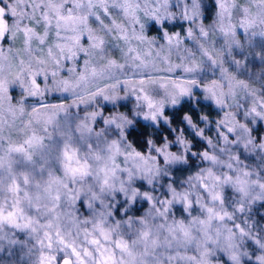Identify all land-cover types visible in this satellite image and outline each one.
<instances>
[{
    "label": "snow or ice",
    "instance_id": "obj_1",
    "mask_svg": "<svg viewBox=\"0 0 264 264\" xmlns=\"http://www.w3.org/2000/svg\"><path fill=\"white\" fill-rule=\"evenodd\" d=\"M261 124L264 0H0V264H264Z\"/></svg>",
    "mask_w": 264,
    "mask_h": 264
},
{
    "label": "rangeland",
    "instance_id": "obj_2",
    "mask_svg": "<svg viewBox=\"0 0 264 264\" xmlns=\"http://www.w3.org/2000/svg\"><path fill=\"white\" fill-rule=\"evenodd\" d=\"M206 3L208 4H212L213 3V0H206ZM216 9L214 8V11L211 13V15H208V20L205 21V23H210L212 21V18H213V15L215 13ZM180 30V25L177 24L176 27L174 28H170V31H179ZM149 36H156L157 35V31L155 28L152 29V31H150L148 33ZM259 66V63H257V66H256V69L255 70H258L257 67ZM51 102H58L56 100H52ZM207 105L210 107L211 111L210 113L208 114L207 110ZM131 106V104L129 103V107ZM200 108H201V114H206L208 115L209 119L212 120V121H215L217 119H219V115L217 114V110L215 109L214 106L210 105L208 101H204L202 100L201 101V105H200ZM118 111H126L127 109L126 108H120V109H117ZM113 111V109H111V107H108L105 109V114L107 115L109 112ZM83 114V113H81ZM201 127H203V125H201ZM214 127V125H213ZM212 133H207V135H211ZM257 134H264V124H261V125H258L257 126ZM173 151H175V149H173ZM139 214V213H138ZM5 254H0V257H3ZM2 264H8V262L6 260H4L2 262Z\"/></svg>",
    "mask_w": 264,
    "mask_h": 264
},
{
    "label": "trees",
    "instance_id": "obj_3",
    "mask_svg": "<svg viewBox=\"0 0 264 264\" xmlns=\"http://www.w3.org/2000/svg\"><path fill=\"white\" fill-rule=\"evenodd\" d=\"M213 11H214V7L210 8L208 15H211V13ZM256 51H259V49H256ZM257 69H259V66L257 67ZM188 107H189L188 105H184V106H181L180 109L178 111H176L174 114L173 113H169V115H173L174 116V119L176 120L177 125H178L179 119L184 115V113L186 111H188ZM207 108H208L207 112L209 114L210 111H211V109H210V107L208 105H207ZM201 112L202 111H201V108H200V112L199 113H196L194 115V119L198 118V116L201 115ZM177 125H174V126H177ZM129 139L134 142L135 146L139 150H143V145H141L139 143V137L136 134H133L132 136H130ZM194 143H196V149H194V150H200V149L203 148V144L199 143L198 141H194ZM261 211H264V209H261Z\"/></svg>",
    "mask_w": 264,
    "mask_h": 264
}]
</instances>
